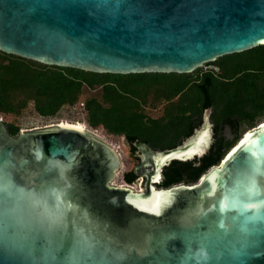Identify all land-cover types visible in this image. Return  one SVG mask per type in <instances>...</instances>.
Segmentation results:
<instances>
[{"label":"water","instance_id":"95a60500","mask_svg":"<svg viewBox=\"0 0 264 264\" xmlns=\"http://www.w3.org/2000/svg\"><path fill=\"white\" fill-rule=\"evenodd\" d=\"M261 41L264 0H0V50L94 72L188 73ZM211 112L204 108L173 147L134 140L141 190L112 183L119 154L91 132L50 124L12 135L0 118V178L14 182L7 206L0 192V238L12 247L0 250V264H264L260 124L250 128L252 145L223 161L240 137L197 181L157 186L172 160L208 151ZM204 128L210 135L201 151L166 160ZM251 183L260 194L238 196ZM27 185L64 192L53 219L37 217L21 189Z\"/></svg>","mask_w":264,"mask_h":264},{"label":"trees","instance_id":"16d2710c","mask_svg":"<svg viewBox=\"0 0 264 264\" xmlns=\"http://www.w3.org/2000/svg\"><path fill=\"white\" fill-rule=\"evenodd\" d=\"M238 54L246 55L244 62L227 65L218 58L206 63L216 64V70L121 74L45 64L0 50V113L19 114L32 102L38 114L53 116L83 95L86 123L125 135L134 150L135 139L155 148L179 144L199 125L204 108L211 107L214 139L208 151L201 157L172 160L157 186L192 183L218 164L245 131L264 121V44ZM147 73L157 76L145 80L141 75ZM170 74L175 75L171 80L157 78ZM157 101H165L162 113L146 116L144 105ZM224 124L234 133L232 138L222 134ZM5 125L10 134L19 132V125ZM148 129L164 130L168 139L150 140L141 132ZM123 178L131 182L136 174L130 170Z\"/></svg>","mask_w":264,"mask_h":264},{"label":"rangeland","instance_id":"374dc122","mask_svg":"<svg viewBox=\"0 0 264 264\" xmlns=\"http://www.w3.org/2000/svg\"><path fill=\"white\" fill-rule=\"evenodd\" d=\"M246 55L243 54H231L227 56L220 57V61L223 64L230 65L232 63H242L244 62ZM218 59V58H217ZM218 67L216 64H204L201 67L204 69H209L214 67ZM216 70V69H215ZM143 79L145 80H154L157 75L151 76L150 74H143ZM175 75H161L157 78L159 79H172ZM170 89H168L169 91ZM84 101V96L81 95L79 100ZM75 102L74 104H65L63 105L55 115L53 116H42L36 112V110L33 107L32 102L28 104V106L19 114H11V113H0V118L5 123H14L16 125H19V130H25V129H34V128H40L44 127L50 124H59L61 122H69V123H81L85 126L87 131L91 132L95 136L99 137L100 139L104 140L105 142L112 145L116 151L119 154L120 157V166L117 169V176L114 177L112 180V183L115 184H124L125 179L123 178V175L125 172L130 171L134 168L136 164H138L139 159L138 157L133 153V150L130 148L129 144L127 143L125 136H122L123 134H113L106 131V129L103 126H97L95 128H91L86 123V111L85 108H83L79 103ZM162 107L163 105L160 104L157 107L152 108H144L143 111L146 116H152L157 117L162 113ZM200 124V123H199ZM260 124V123H259ZM143 135H146L150 140H165L166 138V132L164 130H157L154 129L152 132L151 129L149 130H142L141 131ZM222 134L227 138H232L234 133L231 131L228 124H224L222 127ZM139 177L136 176V178ZM137 183V182H136ZM144 183V179L142 181V184Z\"/></svg>","mask_w":264,"mask_h":264},{"label":"clouds","instance_id":"9594fccd","mask_svg":"<svg viewBox=\"0 0 264 264\" xmlns=\"http://www.w3.org/2000/svg\"><path fill=\"white\" fill-rule=\"evenodd\" d=\"M0 192L4 193V203L7 206L9 185L14 183L10 179L0 178ZM21 189L26 193L27 198L35 211L38 218L42 220H51L60 211L61 205L64 203V192L56 187L47 188L40 186H21ZM0 250L3 252H11L12 247L9 242L0 238ZM201 255L204 259H208L207 253L201 250Z\"/></svg>","mask_w":264,"mask_h":264},{"label":"bare ground","instance_id":"6f19581e","mask_svg":"<svg viewBox=\"0 0 264 264\" xmlns=\"http://www.w3.org/2000/svg\"><path fill=\"white\" fill-rule=\"evenodd\" d=\"M60 125H66V126H70V127H75L78 129H82V130H87L85 128V126L81 123H69V122H61L59 123ZM260 125H264V121H262L260 123ZM250 132V129L245 131L243 133V135L241 136L242 140L245 138L246 134ZM209 135L210 132L208 130V128H204L202 130H200L191 140L190 144L188 145L186 150H182L181 152H177L174 153L170 156H167L166 160L170 159L173 156H177V157H181V158H187V157H191L195 152L201 151L203 149V147L207 144L208 139H209ZM241 140V141H242ZM236 146H234L231 151L236 148ZM185 149V148H184ZM226 157H228V154L225 156V158H223V161L226 159ZM156 159H160L161 162H164L165 160V156H158L156 157ZM160 177V173L159 171H157L156 175L154 176V179L158 180ZM156 187L153 185V190H155Z\"/></svg>","mask_w":264,"mask_h":264},{"label":"snow or ice","instance_id":"6c2138e0","mask_svg":"<svg viewBox=\"0 0 264 264\" xmlns=\"http://www.w3.org/2000/svg\"><path fill=\"white\" fill-rule=\"evenodd\" d=\"M261 43H264V41H261ZM261 129L264 130V125H261ZM252 136L253 134L252 133H247L245 138L240 142V145L237 146V148H234L232 150V152H230L228 154V159H232L235 154L241 149V147H244V148H247L248 146L252 145L253 144V140H252ZM219 176V173L216 172V173H213V177L212 179H215L216 177ZM261 190L258 189L255 185V183H251L249 185H247L241 192L238 193V196H255V195H258L260 194ZM246 207H249V208H255L257 205L256 204H252V203H247L245 204Z\"/></svg>","mask_w":264,"mask_h":264},{"label":"built area","instance_id":"2783aa9c","mask_svg":"<svg viewBox=\"0 0 264 264\" xmlns=\"http://www.w3.org/2000/svg\"><path fill=\"white\" fill-rule=\"evenodd\" d=\"M214 68L218 69V67H216V66ZM78 103L84 108V101L83 100L78 101ZM122 136H124V135H122ZM143 179L144 178L142 176H139V177L135 178L133 181L125 182L124 184L129 185L130 187H132L134 189L141 190V189H143V184H142Z\"/></svg>","mask_w":264,"mask_h":264},{"label":"flooded vegetation","instance_id":"af4514ba","mask_svg":"<svg viewBox=\"0 0 264 264\" xmlns=\"http://www.w3.org/2000/svg\"><path fill=\"white\" fill-rule=\"evenodd\" d=\"M164 102H165V101H157L155 105H153L151 102H148L147 104L144 105V108L157 107V106H159L160 104L163 105ZM150 103H151V106H150ZM124 136H125V135H124ZM136 150H137V148H135V149L133 150V153L137 156V154H136Z\"/></svg>","mask_w":264,"mask_h":264}]
</instances>
